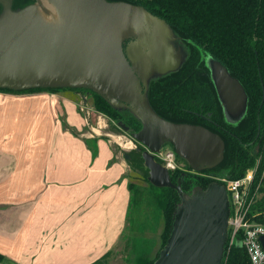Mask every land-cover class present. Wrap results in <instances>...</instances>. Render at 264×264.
Returning a JSON list of instances; mask_svg holds the SVG:
<instances>
[{
  "label": "water",
  "instance_id": "obj_1",
  "mask_svg": "<svg viewBox=\"0 0 264 264\" xmlns=\"http://www.w3.org/2000/svg\"><path fill=\"white\" fill-rule=\"evenodd\" d=\"M0 7V89H83L114 109L127 111L139 129L131 132L120 121L116 126L123 133L128 131L142 149L146 182L157 189L173 190L179 200L168 236L152 264H220L228 218L223 186L211 182L205 189L194 187L185 195L178 180L175 185L170 183L169 173L153 155L162 145H169L191 171L201 172L221 160L222 142L201 127L171 124L154 115L145 91L148 82L162 75L148 76L142 83L140 74L145 68H140V60L134 65L126 52L129 43L140 45L162 72H173L181 62L172 66L175 57L172 59L171 50L164 47L165 54L160 47L166 37L164 28L178 40L167 25L142 7L124 2L33 0L12 10L11 0H0ZM209 66L223 119L234 124L245 110L242 87L211 58Z\"/></svg>",
  "mask_w": 264,
  "mask_h": 264
},
{
  "label": "trees",
  "instance_id": "obj_2",
  "mask_svg": "<svg viewBox=\"0 0 264 264\" xmlns=\"http://www.w3.org/2000/svg\"><path fill=\"white\" fill-rule=\"evenodd\" d=\"M105 1L142 7L152 17L162 20L185 47L186 56L176 70L147 83L145 100L154 115L171 124L201 127L216 134L222 142V157L214 168L194 172L184 165L183 170L169 173L170 183L175 185L178 180L181 192L188 195L194 187L203 190L211 182H217L224 188V183L218 181L219 177L225 181L234 180L242 177L247 169L255 168L252 188L259 185L257 193L260 199L251 205L247 215L256 223H264V0ZM31 3L33 0H11V9H21ZM201 54L224 67L242 87L246 98L245 110L234 124L223 119ZM59 90L87 93L93 99L94 108L105 117L120 121L131 132L140 127L130 115L112 108L93 92L83 89H0V93L23 95ZM168 149L171 150L169 145ZM141 152L136 144L135 150L127 154V159L132 168L147 175L142 167ZM175 158L178 159L176 155ZM149 186L160 204V251L179 200L171 189ZM159 251L144 264H152ZM108 255L105 253L89 264H105ZM224 256L223 250L220 264H249L246 254L239 247L229 248Z\"/></svg>",
  "mask_w": 264,
  "mask_h": 264
},
{
  "label": "crops",
  "instance_id": "obj_3",
  "mask_svg": "<svg viewBox=\"0 0 264 264\" xmlns=\"http://www.w3.org/2000/svg\"><path fill=\"white\" fill-rule=\"evenodd\" d=\"M57 97L0 93V264H89L119 235L123 169L59 130L58 113L76 123Z\"/></svg>",
  "mask_w": 264,
  "mask_h": 264
},
{
  "label": "rangeland",
  "instance_id": "obj_4",
  "mask_svg": "<svg viewBox=\"0 0 264 264\" xmlns=\"http://www.w3.org/2000/svg\"><path fill=\"white\" fill-rule=\"evenodd\" d=\"M46 18L51 19L48 17ZM167 32L168 31L164 28L166 37L163 43L159 44L165 54L168 48L171 50L172 59L175 57L172 66L176 67L185 58L186 50L178 40L172 39L174 37L173 35ZM125 47L131 62L133 61L135 63L140 60V64L135 63L134 65L137 66L139 64L141 69L145 68V72L140 74L142 83L145 84L146 81H148V76L155 78L158 75H163L170 71L169 69L162 72L164 69L155 66L148 55L142 51L140 45L129 43ZM164 47L167 50H165ZM201 57L205 66H209L210 58L202 54ZM40 92L46 93L44 91ZM49 94L58 96L55 99L57 101L56 105L58 111L63 107V104H65V106H67L66 110L67 108L71 110L68 113L69 116H74L72 119L74 120L73 124L76 123L75 125L72 124L73 127L68 123L66 119L67 114L65 116L66 111H63L61 114L58 113L59 130H66L70 136L69 139H74V141H76V146H79L78 143L82 142L81 144H83L84 149L89 152L91 161L97 153L99 154L98 150H102L103 147L106 153L108 152L107 167L113 166L115 168L117 164H120L123 169L121 180H123L126 192L124 220L121 227H118V230H120L119 235L114 240L112 248L108 251L109 255L105 260V264H144L146 261L152 260L154 255L159 251L161 243L160 233L162 229V217L159 211L160 204L154 197V190H152L146 182L147 175L137 171L134 167L132 168L128 162L127 154L131 152V150H135L136 146L130 139L128 135L129 132L123 133L116 126L117 121L109 119L99 113L94 108L92 97L87 93L59 90ZM62 94H64V96ZM70 105L74 109H71L69 107ZM124 113L125 115H129L127 111H124ZM96 122L99 123L100 128L98 130L96 129ZM130 141L131 143H128ZM117 142L121 144V146H119ZM123 146L125 147L123 148ZM161 148L167 149L168 146L162 145ZM75 151L77 157L82 158L81 156L84 154L82 155L78 149ZM175 161L179 169L183 170L185 167L184 165H186L185 162L179 158H175ZM254 171L255 168H251L247 169L245 173L251 172L253 175ZM262 176H264V171L262 172ZM259 197L260 194L256 193L254 195V202L260 199ZM226 255L227 254H225V256Z\"/></svg>",
  "mask_w": 264,
  "mask_h": 264
},
{
  "label": "built area",
  "instance_id": "obj_5",
  "mask_svg": "<svg viewBox=\"0 0 264 264\" xmlns=\"http://www.w3.org/2000/svg\"><path fill=\"white\" fill-rule=\"evenodd\" d=\"M97 122L96 129L98 130L100 127ZM153 158L168 173L179 169L172 150L168 148H160ZM252 176L251 172H247L238 179L218 180L224 183L228 200L227 237L223 249L224 254H227L231 247L242 248L249 264H264V223H256L247 215L259 187L256 185L252 188ZM260 238L263 239V243L259 242Z\"/></svg>",
  "mask_w": 264,
  "mask_h": 264
},
{
  "label": "bare ground",
  "instance_id": "obj_6",
  "mask_svg": "<svg viewBox=\"0 0 264 264\" xmlns=\"http://www.w3.org/2000/svg\"><path fill=\"white\" fill-rule=\"evenodd\" d=\"M119 140V139H118ZM119 143H120V141H119ZM129 143V142H128ZM133 143V142H132ZM117 144H118V142H117ZM119 146H121V144H118ZM131 145V144H130ZM126 146V145H125ZM125 146H123V148L125 147ZM125 150V149H124Z\"/></svg>",
  "mask_w": 264,
  "mask_h": 264
}]
</instances>
